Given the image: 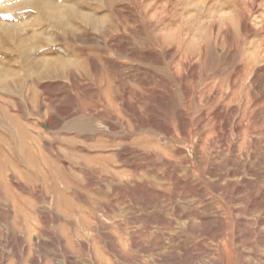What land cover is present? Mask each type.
I'll list each match as a JSON object with an SVG mask.
<instances>
[{
    "label": "rangeland",
    "instance_id": "374dc122",
    "mask_svg": "<svg viewBox=\"0 0 264 264\" xmlns=\"http://www.w3.org/2000/svg\"><path fill=\"white\" fill-rule=\"evenodd\" d=\"M0 264H264V0H0Z\"/></svg>",
    "mask_w": 264,
    "mask_h": 264
}]
</instances>
